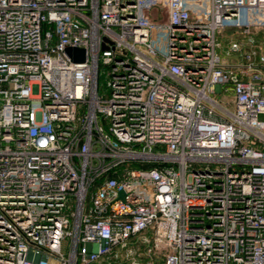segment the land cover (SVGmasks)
Masks as SVG:
<instances>
[{"label":"built area","instance_id":"built-area-1","mask_svg":"<svg viewBox=\"0 0 264 264\" xmlns=\"http://www.w3.org/2000/svg\"><path fill=\"white\" fill-rule=\"evenodd\" d=\"M253 9L0 0V264H264Z\"/></svg>","mask_w":264,"mask_h":264},{"label":"crops","instance_id":"crops-1","mask_svg":"<svg viewBox=\"0 0 264 264\" xmlns=\"http://www.w3.org/2000/svg\"><path fill=\"white\" fill-rule=\"evenodd\" d=\"M221 37L225 38V42L223 41V39H221ZM218 38L221 42V46L219 47V52L222 55H225L229 62H235V61L241 59V57H242L241 51H235V52H232V53L227 54V55L225 53L226 48L228 47L230 40H241L242 39V36L239 33L232 30V28H227L222 33H220L218 35ZM263 76H264V69H263Z\"/></svg>","mask_w":264,"mask_h":264},{"label":"rangeland","instance_id":"rangeland-1","mask_svg":"<svg viewBox=\"0 0 264 264\" xmlns=\"http://www.w3.org/2000/svg\"><path fill=\"white\" fill-rule=\"evenodd\" d=\"M262 12H264L263 9H253V10L250 11L251 15L254 16V17H255L258 13H262ZM152 16H154V17H157V16L160 17V16H161V17H163V18L165 17L164 14L160 15L157 9H154V10L152 11ZM221 39H223V41L225 42V38H222V37H221ZM226 41H227V40H226ZM88 246L90 247L91 245L88 244ZM62 249H63V251H64L65 253L67 252L68 246H67V243H66V242H65L64 245L62 246ZM158 250H159V253L161 254V256H162V253H164V252L166 251V249H163V248H158Z\"/></svg>","mask_w":264,"mask_h":264},{"label":"water","instance_id":"water-1","mask_svg":"<svg viewBox=\"0 0 264 264\" xmlns=\"http://www.w3.org/2000/svg\"><path fill=\"white\" fill-rule=\"evenodd\" d=\"M68 54L73 55L74 60H82L84 58V49L82 47L68 46L66 48ZM119 196H122V190L119 191Z\"/></svg>","mask_w":264,"mask_h":264}]
</instances>
